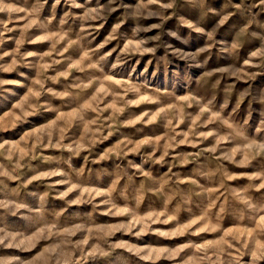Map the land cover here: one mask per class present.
Masks as SVG:
<instances>
[{
  "label": "rangeland",
  "instance_id": "1",
  "mask_svg": "<svg viewBox=\"0 0 264 264\" xmlns=\"http://www.w3.org/2000/svg\"><path fill=\"white\" fill-rule=\"evenodd\" d=\"M0 8V264H264V0Z\"/></svg>",
  "mask_w": 264,
  "mask_h": 264
},
{
  "label": "clouds",
  "instance_id": "2",
  "mask_svg": "<svg viewBox=\"0 0 264 264\" xmlns=\"http://www.w3.org/2000/svg\"><path fill=\"white\" fill-rule=\"evenodd\" d=\"M6 7V6H5ZM4 9L3 8H0V11H3ZM227 19V17H224V19H222L220 21V24H223L225 22V20ZM233 47H235V45H233ZM145 51H149V50H145ZM7 237H0V243H3L4 239H6Z\"/></svg>",
  "mask_w": 264,
  "mask_h": 264
}]
</instances>
